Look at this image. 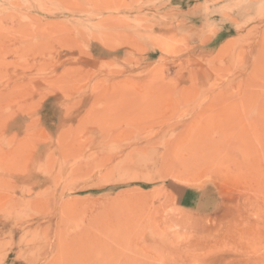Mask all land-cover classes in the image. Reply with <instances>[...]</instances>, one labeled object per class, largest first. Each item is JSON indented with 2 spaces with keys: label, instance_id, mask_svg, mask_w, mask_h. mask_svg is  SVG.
I'll list each match as a JSON object with an SVG mask.
<instances>
[{
  "label": "rangeland",
  "instance_id": "obj_1",
  "mask_svg": "<svg viewBox=\"0 0 264 264\" xmlns=\"http://www.w3.org/2000/svg\"><path fill=\"white\" fill-rule=\"evenodd\" d=\"M0 264H264V0H0Z\"/></svg>",
  "mask_w": 264,
  "mask_h": 264
}]
</instances>
